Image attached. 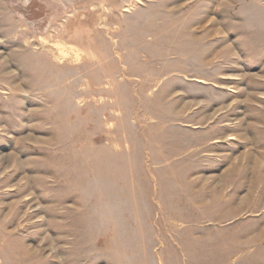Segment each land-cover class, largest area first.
<instances>
[{
	"label": "rangeland",
	"instance_id": "374dc122",
	"mask_svg": "<svg viewBox=\"0 0 264 264\" xmlns=\"http://www.w3.org/2000/svg\"><path fill=\"white\" fill-rule=\"evenodd\" d=\"M262 178L264 0H0V264H264Z\"/></svg>",
	"mask_w": 264,
	"mask_h": 264
},
{
	"label": "bare ground",
	"instance_id": "6f19581e",
	"mask_svg": "<svg viewBox=\"0 0 264 264\" xmlns=\"http://www.w3.org/2000/svg\"><path fill=\"white\" fill-rule=\"evenodd\" d=\"M262 179H264V178H262ZM252 189V188H251Z\"/></svg>",
	"mask_w": 264,
	"mask_h": 264
}]
</instances>
